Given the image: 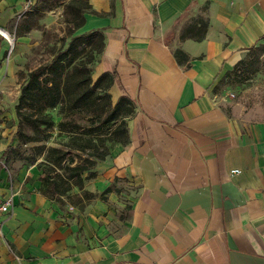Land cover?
Masks as SVG:
<instances>
[{
    "label": "crops",
    "instance_id": "crops-1",
    "mask_svg": "<svg viewBox=\"0 0 264 264\" xmlns=\"http://www.w3.org/2000/svg\"><path fill=\"white\" fill-rule=\"evenodd\" d=\"M87 2L75 34L105 36L95 77L113 72L112 98L135 105L127 142L94 180L116 177L137 191L112 230L102 201L83 222H61L41 192L19 189L1 161L10 138L0 142V194H13L0 264H264V118L229 116L211 94L263 40L264 0ZM22 3L0 0V30ZM198 14L208 20L204 38L181 39Z\"/></svg>",
    "mask_w": 264,
    "mask_h": 264
},
{
    "label": "trees",
    "instance_id": "trees-1",
    "mask_svg": "<svg viewBox=\"0 0 264 264\" xmlns=\"http://www.w3.org/2000/svg\"><path fill=\"white\" fill-rule=\"evenodd\" d=\"M207 5H203V10ZM50 8L51 5L35 3L33 14L38 15ZM86 11H90L87 0L66 2V21L70 23L66 30L68 42L53 50L50 60L28 71L14 105L17 117L14 137L18 145L46 142L54 126V120L48 111L56 107L65 114H82L84 121L88 122L85 125L69 122L74 129L68 130L66 140H60L57 145L44 143L35 147L38 153L43 154V160L37 164L42 171L40 192L50 200L72 196L73 187L81 188L85 178L93 179L97 176V162L105 160L111 153L110 146L106 143L127 142L123 118L131 116L135 107L131 97L126 94L112 102L109 90L115 80L113 72L103 71L92 79L90 64L94 60L93 53H100L101 56L105 36L100 30L75 34L76 29L84 23ZM31 12H28L29 17L17 24L16 36H21L35 26V22L31 20ZM207 27V18L198 14L183 27L180 38L200 41L204 38ZM262 39L260 44L253 45L248 50L256 59L257 51L264 52V34ZM62 40L64 42L65 39ZM173 55L178 63L188 65V57L183 51L175 49ZM244 64L255 62L241 59L233 69ZM117 120L122 124L113 126ZM110 125L112 128L109 130ZM85 172L88 174L83 177Z\"/></svg>",
    "mask_w": 264,
    "mask_h": 264
},
{
    "label": "rangeland",
    "instance_id": "rangeland-1",
    "mask_svg": "<svg viewBox=\"0 0 264 264\" xmlns=\"http://www.w3.org/2000/svg\"><path fill=\"white\" fill-rule=\"evenodd\" d=\"M23 1L20 11L7 18L5 26L1 28L7 32L9 38L0 34V142L7 144L10 138V143L6 145L4 152H1L2 164L10 172L11 178L19 184V189L30 193L40 192L42 176V171L37 164L43 160V154L38 153L35 147L44 143L57 145L60 140H66L68 130L74 129L68 124L69 122L82 125L88 122L84 121L85 117L82 114H65L56 107L48 111L54 120L49 139L43 143L30 142L18 145L14 137L17 124L14 105L19 96L20 87L26 81L29 70L50 60L53 50L66 45L69 39L66 36V30L70 25L66 21L68 15L65 13V4L68 0ZM35 3L51 5V8L36 15L33 14ZM30 11H32L30 16L35 26L21 36H16L17 24L29 17ZM62 39H65L64 42ZM93 54L94 60L90 67L92 79H95L94 72L100 53ZM257 54L256 59L248 51L243 59L249 62L254 60L255 64H244L236 69L233 67L221 74L211 89V94L222 103L229 116L234 114L237 119L248 118L251 121L264 118V52L259 50ZM253 68L255 70L252 71ZM116 100L112 98V102ZM129 118L130 115L123 118L126 129ZM118 124H122L120 120H117L113 126ZM111 128L110 125L108 129ZM106 144L112 150L116 143L110 141ZM109 156L106 157L109 158ZM100 162L98 161L95 167L97 175ZM87 174L85 172L82 176L85 177ZM136 191L135 186L125 184L116 177L103 184L94 178H85L81 188H72V196H63L61 200L49 199L50 208L54 210L56 218L61 222L69 224L71 221H76L79 224L89 217L91 207L97 201H102L106 206L103 211L104 217L108 219L106 227L112 230L117 226L118 220L128 217L132 197ZM99 223L103 222L99 221Z\"/></svg>",
    "mask_w": 264,
    "mask_h": 264
},
{
    "label": "built area",
    "instance_id": "built-area-1",
    "mask_svg": "<svg viewBox=\"0 0 264 264\" xmlns=\"http://www.w3.org/2000/svg\"><path fill=\"white\" fill-rule=\"evenodd\" d=\"M13 203V194H0V235L2 233L3 222L10 212Z\"/></svg>",
    "mask_w": 264,
    "mask_h": 264
},
{
    "label": "bare ground",
    "instance_id": "bare-ground-1",
    "mask_svg": "<svg viewBox=\"0 0 264 264\" xmlns=\"http://www.w3.org/2000/svg\"><path fill=\"white\" fill-rule=\"evenodd\" d=\"M0 33L5 36L6 38H9L8 35H7V32L3 31V30H0ZM12 42V41H11ZM12 45V44H11Z\"/></svg>",
    "mask_w": 264,
    "mask_h": 264
}]
</instances>
